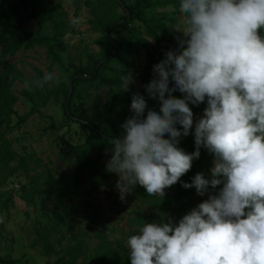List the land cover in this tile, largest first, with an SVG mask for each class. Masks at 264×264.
<instances>
[{
	"label": "clouds",
	"instance_id": "9594fccd",
	"mask_svg": "<svg viewBox=\"0 0 264 264\" xmlns=\"http://www.w3.org/2000/svg\"><path fill=\"white\" fill-rule=\"evenodd\" d=\"M179 13L178 50L153 66L146 85L161 111L144 118L145 100L133 97L106 169L119 177L121 201L136 185L164 197L203 147L214 156L210 178L197 173L182 186L200 196L222 187L178 223H144L127 240L130 264H264V0H180ZM49 81L59 78L46 73ZM130 82L124 77L122 85ZM205 101L194 124L189 103ZM193 127L189 154L178 144Z\"/></svg>",
	"mask_w": 264,
	"mask_h": 264
},
{
	"label": "rangeland",
	"instance_id": "374dc122",
	"mask_svg": "<svg viewBox=\"0 0 264 264\" xmlns=\"http://www.w3.org/2000/svg\"><path fill=\"white\" fill-rule=\"evenodd\" d=\"M85 2L86 0H39L40 7L44 10L61 4L68 19L73 20L75 32L65 37L71 48L63 53L58 52L59 61L54 62L48 57L45 48L37 47L3 57L0 46V70H4L5 62L14 66L17 71L13 76L17 75L30 83L37 81L32 67L45 74L52 73L61 81L67 80L70 73L65 72L63 66L79 64L81 61L85 63V54L99 52L98 42L104 37L92 30L90 22L93 16ZM158 12L167 15L172 22L166 24L164 31L159 32L160 42L147 38V43L132 53L124 76L130 77L131 82L126 88L122 85L120 89L129 92L132 99L137 95L144 98L148 94L151 104L161 110V101L146 91V85L154 78L153 66L162 61L170 49L178 50L179 40L183 37L175 30L178 28L182 32L179 9L171 6ZM33 25L36 26V23L29 21L27 27L34 28ZM52 31V25L47 21L46 33L51 35ZM261 35L264 36V30H261ZM112 66L118 67L116 63ZM107 74L111 75L110 72ZM173 84L170 81V87ZM24 89L25 86L16 79L12 88L18 98L14 106L15 114L0 125V261L9 259L19 264L53 263L64 254L68 245H74L72 233L64 225L55 227L51 218V214L63 210V203L71 207L70 220L75 225L78 240L84 243L86 249L85 256L80 259L82 264H91V256L101 238L116 243L125 250L129 249L128 238L139 234L144 223L168 222L169 219L178 223L181 211L177 206L168 210L161 203L141 197L135 190L121 201L116 188L119 179L117 174L107 171L110 177L103 181L97 191L89 193L94 179L93 169L90 168L82 174L76 185L78 160L69 146L85 142L88 130L70 121L65 114V99L62 95L54 96L41 108L40 113L19 123V117L29 114L33 106V102L23 95ZM117 89L115 86L97 87V84L78 86L79 94L87 102L89 118L98 127L109 132L112 131L107 121L106 106L110 104L111 96ZM172 95L183 98L179 91ZM78 100L75 96L73 103L76 104ZM131 103L114 109L118 123L123 124L125 118L133 113ZM165 138H168L167 134ZM178 147L186 153H193L196 150L194 135L181 137ZM99 153L96 150L91 158L98 157ZM209 155L207 149L201 147L199 159L193 161L191 170L180 181L189 183L197 173H203L208 178ZM107 162L102 160L95 168L107 170ZM168 188L169 192L165 189L168 193L178 192L177 184ZM74 189L77 192L73 193ZM190 189L185 214L207 199V194L200 196L194 187ZM62 195L64 202L61 200ZM32 198L34 205H31ZM38 232L53 245V255L45 254Z\"/></svg>",
	"mask_w": 264,
	"mask_h": 264
},
{
	"label": "trees",
	"instance_id": "16d2710c",
	"mask_svg": "<svg viewBox=\"0 0 264 264\" xmlns=\"http://www.w3.org/2000/svg\"><path fill=\"white\" fill-rule=\"evenodd\" d=\"M85 6L90 10L93 16L90 24L94 32L103 34V39L98 42L100 51L86 55V62L79 64L70 63L63 66L65 72L70 73L67 80L56 84L54 81L43 82L45 73L32 67L36 74L37 81L30 83L24 78L13 76L17 71L11 64L5 63L4 70H0V125L6 122V119L15 114L14 106L18 98L13 93V83L16 79L25 86L23 95L33 102L31 112L23 117H19V123H24L32 115L38 114L41 108L45 107L55 96L62 95L65 99V114L70 121L80 124L89 134L85 142L78 145H70L71 152L78 160V167L75 173L76 185L79 184L82 174L92 168L94 179L91 182L89 193H94L102 185L103 181L108 179L110 173L107 170H99L95 167L102 160L109 161L111 152H109L110 141L114 138H121L124 130L122 124L115 120L114 109L132 102V97L126 90L120 89L122 78L126 75V64L132 53L137 52L140 46L147 43V38L155 39L160 42V31L166 29V24L172 20L158 10L174 6L179 9L180 0H86ZM29 21L36 23L34 28H28ZM50 21L52 25V34L46 33V22ZM108 36H106V31ZM75 32L73 20L68 19L67 13L61 4H57L47 10L40 7L39 0H0V46L2 56H14L21 51H28L37 47L45 48L48 57L54 62H58V52H66L71 46L65 40V37ZM117 46V49H116ZM115 52V54H113ZM113 54V55H112ZM108 56H111L106 60ZM116 63L118 67L112 66ZM110 72L111 75L107 73ZM73 81V93L68 101L70 92V82ZM81 84H97L101 86H115L118 89L112 94L110 104L106 106L107 121L111 127L109 132L105 128L98 127L87 114V102L79 94L78 86ZM75 96L79 98L78 102L73 103ZM178 98V97H176ZM146 102L144 118L148 111L160 113V109L153 106L150 97L146 94L143 98ZM192 109L195 121L203 116L207 102L199 106L189 103ZM162 114V113H161ZM133 113L128 116L130 118ZM125 118V121L126 119ZM180 128V125H177ZM189 135H194V127ZM98 150V157L92 159L93 153ZM214 156L208 157L207 170L210 178V169L213 166ZM116 174V173H114ZM192 177L189 184L192 182ZM178 192L171 194L165 191V196H150L146 191L136 185L134 190L143 198L151 199L154 202L161 203L168 210L177 206L181 211L178 221L185 215L187 210V200L190 194V188H184L182 182H177ZM222 185L216 189L209 188L208 195L217 194ZM169 190V188H167ZM77 192L76 189L73 193ZM64 202V196L61 198ZM31 205H34L33 198ZM71 207L63 203L61 212H54L51 218L55 227L64 225L72 233L74 245H68L62 256L58 257L53 263L47 264H82L81 258L85 256L86 249L84 243L78 240L75 225L70 220ZM38 237L43 245L46 255L51 256L55 253L53 245L46 237L39 234ZM91 264H130V250H122L116 243L101 238L97 244L96 250L91 256ZM0 264H19L9 259H2Z\"/></svg>",
	"mask_w": 264,
	"mask_h": 264
},
{
	"label": "water",
	"instance_id": "95a60500",
	"mask_svg": "<svg viewBox=\"0 0 264 264\" xmlns=\"http://www.w3.org/2000/svg\"><path fill=\"white\" fill-rule=\"evenodd\" d=\"M108 31H109V30L106 31V36H108ZM116 49H117V46H116ZM113 54H115V52H114ZM113 54H112V55H113ZM110 57H111V56H108V57L106 58V60L109 59ZM72 93H73V81L70 82V92H69V98H68V101L70 100V98H71V96H72ZM166 191H169V190L166 188Z\"/></svg>",
	"mask_w": 264,
	"mask_h": 264
},
{
	"label": "built area",
	"instance_id": "2783aa9c",
	"mask_svg": "<svg viewBox=\"0 0 264 264\" xmlns=\"http://www.w3.org/2000/svg\"><path fill=\"white\" fill-rule=\"evenodd\" d=\"M16 187L18 188L19 186H18V185H16Z\"/></svg>",
	"mask_w": 264,
	"mask_h": 264
}]
</instances>
